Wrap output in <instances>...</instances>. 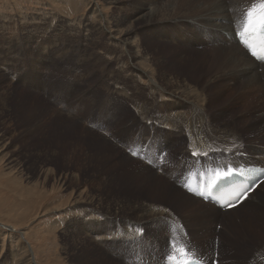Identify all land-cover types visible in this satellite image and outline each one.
<instances>
[{
	"label": "rangeland",
	"instance_id": "obj_1",
	"mask_svg": "<svg viewBox=\"0 0 264 264\" xmlns=\"http://www.w3.org/2000/svg\"><path fill=\"white\" fill-rule=\"evenodd\" d=\"M202 1L201 4L205 2ZM93 2L95 0H0V264H20L19 261L27 256L33 257L36 264H121L114 256L117 251L123 256L122 264H129L130 256L141 244L136 246L120 235L113 237L102 228L101 221L100 225L93 221L107 217L101 212L116 209H120L118 217L121 218L111 222L115 224L119 220L118 226H128L138 233L136 243L143 239L151 245L148 260L157 258L155 264L161 260V255L171 250L166 247L174 249L183 245L189 253L198 249V254H193L198 258L213 260L216 258L214 252L219 250L217 243H221L222 248L217 264H248L254 259L258 263L257 258L264 261V253L260 252L258 257L259 250L264 252V206L255 209L258 205L249 201L241 209L223 216L217 209L201 206L186 195L190 202L178 193L182 200L178 201V208L177 203H173L172 192L171 195L165 192L166 200L162 198L163 192L153 197L152 182L127 185L125 180L118 179L120 172L112 169L116 161L113 157L107 162L98 158L103 152L113 153L116 149L128 154L130 160L135 161L134 165L146 167L151 172L159 168L163 175H156L180 192H185L187 182L190 187L192 181L188 178L197 177L207 160L215 168L229 163L242 165L239 162L245 160L248 163L244 165L264 167V132L260 133L264 118L262 123L257 120L259 114L264 115L263 75L257 78L261 79L262 89L259 86L258 90L253 84L255 93L249 99L242 96L245 92L241 85L229 82L235 92L224 96L244 98V101H234L232 107L238 106L236 111H227L226 105L222 107V93L217 95L211 88L212 83H208L214 80V74L199 69L202 76L196 82L183 62L173 57L165 58L169 56V46L175 44L168 43L164 53L160 49L162 38L169 39L177 35V31H180V38L190 41L192 48L204 50L202 43L199 44L202 41L190 35L185 26L182 29L175 25H166L174 29L173 33L167 32L168 35L158 38L153 21L151 25L139 22L138 26H132L137 30L144 51L163 56L156 66L162 74L152 77L154 87L147 88L146 82L132 83L126 69L130 53L127 56L115 54L116 49L107 44L105 36L88 39L90 32L86 30L96 20L89 5ZM97 2L104 17H131V9L134 10L131 5L139 0H122L121 9ZM261 5L264 0L254 8L259 11ZM100 40L103 45L97 44ZM200 64L207 67L209 61ZM172 74L195 89L207 83L206 103L197 121L198 128L202 127L199 138L204 146L198 152L191 149L190 138L184 133L171 134L156 123L171 111L164 109L173 103L169 102V90L162 80ZM129 97L145 103L152 118L136 116ZM182 111L189 117L191 134L197 137L191 118L195 114L192 104ZM259 154L263 155H260L262 159L258 158ZM179 159L177 163L182 166L177 169L174 165ZM193 159L200 160L203 165L193 170L190 167ZM138 170L135 168L140 172ZM255 194L254 197L264 196V186ZM77 196L82 201L74 203ZM74 198L69 206L67 201ZM88 202H92L90 206ZM149 202L163 204L172 219L194 235V244L177 241L180 233L169 224L170 217L165 221L140 223L130 219L133 214L128 211L129 205ZM55 207L59 211L48 212ZM192 211H197L195 216L187 218ZM252 212L258 216L254 217ZM239 214L240 221L236 217ZM249 218L256 225L247 222ZM207 219H212V225L206 229L204 239L200 232L202 226L194 220ZM242 221L244 226L240 228ZM248 224L254 234L246 229ZM2 225L13 227L15 232ZM197 231L199 237L195 234ZM101 253L109 257L98 260Z\"/></svg>",
	"mask_w": 264,
	"mask_h": 264
},
{
	"label": "bare ground",
	"instance_id": "obj_2",
	"mask_svg": "<svg viewBox=\"0 0 264 264\" xmlns=\"http://www.w3.org/2000/svg\"><path fill=\"white\" fill-rule=\"evenodd\" d=\"M97 1H100V3H104L106 6L112 5V6H116V8L121 9L120 3L122 0H104V1L103 0H95V2L89 4V5H91V7H90L91 13L95 15L94 17L96 18V20H95V23L93 25H89V30H86V31H88V33L90 32L88 39H91L94 37L97 39H100L99 35H101L102 37L105 36L106 37L105 40H107V44L109 46H111L112 48L116 49L115 54L121 53V56L122 55L127 56L130 53L131 58H128L127 62H126L127 63L126 69L128 71V79L130 82L136 83V84H141L142 82H146L147 88L154 87L155 83L153 82L152 77L154 78V74H162V73H159V70L157 69L156 66L159 65L157 62H161L160 60H161V58H163V56L159 55L158 53H153V51L151 53L144 51L143 45L139 42L137 30H136V28L134 29L135 25L138 26L139 22L140 23L145 22V25H151L152 22L155 21V25L157 27H153V28H154V30L156 32V36L158 38H162V37L168 35V34H166L167 32L174 31L173 28L167 27L166 25H175V26L180 27L182 29L185 26L187 28V32L190 35H192L196 39H200L202 41V42H199V44L202 43V45H203L202 49L204 48V50H197V48H192L190 46V41L187 38H185V37H184V39L180 38V36H179L180 31L179 32L177 31L178 37H177V35H173L169 39L162 38V42H160L162 44L160 46V49H163L162 51L164 53L165 48L169 45L168 43L171 42V44H175V45L169 46L170 47L169 51H168L169 56L164 54L166 56L165 58L167 59V57H173L174 60L176 58L178 60V62H180V63L183 62L182 65L187 66L189 68L188 71L190 72V75L196 80V82L200 81L198 79H200V77L202 76V73L200 72L199 69H203V70L207 71L208 73H210L211 75L214 74L213 75L214 80H209L208 83H212L211 88L213 91L216 92L217 95L220 96V94H218V93H220V92L222 93L223 98H224V101H221L223 104L222 107L224 105H226L227 111L228 110L229 111H236V108H238V106L232 107V104L234 103V101L240 102L242 100L244 101L245 97L248 99L252 97L251 94L255 93L253 90V84L255 85V88L257 87V89L259 90V86H261V84H259L261 82H259V81L261 79L258 81L257 78H259L258 76H260V75H263V77H264V60L257 61L254 58L249 56L247 50L240 43V34L245 29V24L248 20V13L254 7H256L259 4L260 0H210L211 3H208L206 0H203L205 2L202 4H201L200 0H143V1L139 0V2L137 4L131 5L134 7V10L131 9L133 11V13L131 14V17L110 15L109 18L106 17V15H105V17L102 16L101 8H100V5ZM131 1H133V0H131ZM189 12L191 13V15H187V13H189ZM259 14H260V10L257 12V15H259ZM120 23H122V26H119ZM133 24H134V27L132 26ZM202 27H205V28H202ZM207 28H209V29H207ZM181 33H182V31H181ZM97 44L103 45L101 40L98 41ZM197 44H198V42H197ZM222 46H226V47H222ZM200 55H204V57L201 58ZM155 56H157V57H155ZM205 60L209 61V64L207 67H204L200 64V63H203ZM186 61H190V64H189V62L187 63ZM175 64H176V62H175ZM174 67H175V65H174ZM180 70H181V68H180ZM229 82L234 83V85L239 84L242 86V88L244 89V92H245V94H242V96L244 97L243 99H240V98L239 99H237V98L233 99L232 96H229V97L224 96V95L228 96L231 93V91L233 93L235 92V90L234 89L232 90V87H230L228 85ZM162 84L166 88H168V90H169V93H168L169 102L173 103V104L164 107L165 110L171 109V111L169 114H167L165 116H161L159 118V120L156 121V123L159 125L161 124L163 126V128L165 130L169 131L171 134L173 133L176 135H180V134L184 133L185 136H188L190 138L191 149L194 152L200 151L201 150L200 148H203L204 144L201 143L203 140H200V138H199V135L201 134V128L202 127L198 128L197 121L200 119V116L202 115L203 106L206 103L205 102L206 99H205L204 95L206 93L205 90H206L207 83L204 82L202 84L201 88L198 87L195 89V88H192L186 80H183V79L180 80L175 74H172V76H170L168 78H166V77L163 78ZM261 89H262V86H261ZM118 91H119V93L123 92L121 89ZM216 99H217V101L219 100V102L221 100V98H216ZM216 99L214 98V100H216ZM128 100H130L136 116H139L143 119L152 118V116L148 115L150 109L147 107V105L145 103L135 101V100L131 99L130 97ZM163 102H165V100ZM188 104H192L193 110L195 112V114L192 115L191 118L194 121V128L198 134L197 137L195 135L191 134V127L192 126L189 122V117L186 116V114L182 111L185 109L186 105H188ZM227 106H229V108ZM239 106L242 107L241 104ZM243 106H245V105H243ZM220 109H222V108H220ZM241 109H243V108H241ZM227 111H225V112L227 113ZM259 116L261 118L259 117L257 120H258V122L262 123L264 115L259 114ZM74 126H75V124H74ZM262 132H264V126L260 130V133H262ZM84 133H86V131ZM98 137H99V135H98ZM95 138H94V140H95ZM99 138H101V136ZM198 141H200V142H198ZM109 142L110 141H108V143ZM109 145H110V143H109ZM113 147H115V145ZM131 147H134V145L132 144ZM111 150H113V149H111ZM185 150H187V149H185ZM102 154L103 155L101 157H98V158L103 162H107L112 157L114 158V160H116V161L113 160L114 164L112 166V169L115 170L116 172L117 171L120 172L118 179H120V180L123 179V181L125 180L127 185H129V183L131 182L135 185L141 186L144 184L145 185L150 184L152 182L151 185L153 186V195H154L153 197H156L157 195L160 196V193L163 192L164 197H162V198L165 199V195H164L165 192H166V195H171L170 192H172V197L174 198V201H175L173 203H177L178 208H179L178 201H180V202L182 201L180 196H179V194H180L182 198H186L188 200L190 198H192L190 200H193L194 202L199 203L201 206L203 204V205H208L212 208L217 209L213 204L208 202V200L201 198L199 195H197L194 192V186H192L191 184H190V187H189L190 189H189L188 188L189 182L186 183L187 188L185 189V192H180V191H178L179 189L177 190L174 185H170L169 183L162 181V179L156 175V174H158V175L162 174V172L159 170V168H157L156 171L153 170L154 172L153 171L151 172L146 167H143L140 165H134L135 161L130 160V158L127 156L128 154L127 155H125L124 153L122 154L116 149L114 150L113 153L103 152ZM192 155L194 157L196 156V154H193V153H192ZM260 155L263 156L262 154H259L258 158L262 159ZM180 160L181 159L175 161L176 164L174 165V167H177V169L182 166L181 164L177 163ZM208 162L209 161L207 160V162L204 163L205 166L203 167L204 169H206L204 171H207L206 174H204L205 176H210L211 174H215L216 172L219 174H223L227 170H230V169L248 172L249 170L253 169V166H256V165H251V164L250 165H244V164L248 163L245 160V161L239 162L242 165H233V164L229 163V164H226L223 166H219V168L217 169L214 166H212L211 163L208 164ZM163 163L165 164V162H163ZM199 165H203V163H201V161L198 159H196V160L193 159L191 164H190V167H192L194 170V169H196V166H199ZM128 166H130V167H128ZM134 167L140 169V170H138L140 172H136ZM190 170H188L187 173H189ZM245 170H247V171H245ZM171 172H174V170H171ZM201 173H203V172H200V174L197 173L198 174L197 177H192L193 178L192 182H194V180H196V179L202 178ZM163 178L166 179V177H163ZM131 179H134L135 181L132 182ZM262 186H264V181L261 182L260 184H258V186L254 189V191L248 192L244 196V198L235 207H233L234 209L231 208L225 212L217 209L220 212V215H221V213H223V216L229 215V214L237 211L238 209H241L242 205L248 203L249 201H252L258 205V206H255V209H259L262 206H264V196L254 197L256 195L255 193L257 192V190L261 189ZM168 190H170V191H168ZM173 192H174V194H173ZM186 195L190 198H188ZM77 198H78V200H75V198H74L72 200L70 199V201H67L69 206H71L73 204V200H75L74 203L82 201L80 196H77ZM67 203H66V205H67ZM91 203L92 202H88L87 206H90ZM251 203H249V204H251ZM251 206L252 205H249V207H251ZM53 211H59L58 207H55V208L49 210L48 212L50 213ZM118 211H120V209L119 210L116 209V210L111 211V212L103 211V212H101V214L107 215V217H104L103 220L101 219L99 221L98 220H93V221L97 222L96 225H100V221H101L102 228H104L106 232H109L110 235H113V237L120 235L125 240H132L136 246H139V243L141 244L140 249L133 256H130V258H129L130 263L129 264H132V263H134V264H155V261L157 258H153L151 261L148 260V257H150L149 255L152 251L151 245H149L143 239H141L140 242L136 243L135 241L139 240L138 239V235H139L138 233H135V231L133 229H130L128 226H123V227L118 226L119 220L115 224H113L111 222L112 219L115 220V218H118V219L121 218V217H118V216H120V214H118ZM128 211L133 214L130 219L133 221H136L138 223L146 222V221L152 222V221H157V220L165 221V220L169 219L168 217H170V219L168 220L169 224L174 225L175 230L178 233H180L179 234L180 236L177 239V241L185 243V244H187L189 242H193V240L196 241L194 239V235L192 236L184 226H182L181 224L178 225L172 219L171 214L168 213V210L161 203L158 204V203H154V202H151V203L149 202V204H147V205L146 204L142 205V203L136 204L135 206L129 205ZM186 212H189V211H186ZM195 212H197V211L190 212V215H187V218L195 216ZM254 212H252V214H254L253 216L254 217H255V215L258 216ZM253 216H252V218H253ZM236 217L239 218V221L242 219V218H240V214L237 215ZM196 218L199 219V216H196ZM256 218H255V220H257ZM253 221L254 220H250V218H249V221L247 220V222H253ZM257 221H259V220H257ZM122 222H124V221H122ZM194 222L198 223L199 225L202 226V230H200V232L202 233V237L205 239L207 237L206 229L209 228L208 226L211 227L212 219H211V221L209 219H207L205 221L200 220L199 222H198V220H194ZM254 224L256 225V222ZM241 225L242 226H240V228H243L244 221L241 222ZM2 226H4L5 228H8V230L11 232L14 231V228L11 226H9V227L6 225H2ZM111 227H113V228L115 227V229L111 230L112 229ZM245 227L247 230H249V232H252L254 234L255 231L253 229H251L249 224H248V226H245ZM245 227H244V229H245ZM249 227L251 230L249 229ZM91 229L94 230L95 228H91ZM222 230H223V228H221V230L219 232L220 234L222 233ZM198 231L195 232V234L199 237ZM101 232H102V230H101ZM106 234H108V233H106ZM23 235L24 234L21 233V235H20V236H22L21 239H23V242L27 248V251L30 253V256H31V252L27 247L28 245H27V242L24 240ZM98 235H96L95 237L97 238ZM220 238L221 237L219 236L218 240L221 242ZM190 244H192V243H190ZM193 244H194V242H193ZM220 244L217 243V245L219 246V248H218L219 250H218V252H214V254H213V257L216 255V259H219V254H220V256L222 255L221 254L222 248H221ZM171 246H173V245H171ZM183 246L182 247H176L175 246L176 248H174V249H172L170 247H166V249L169 248L171 250H169V251L165 252V254L161 255V260L158 262V264H173L174 261L181 259L180 257H182V259H184V260H189V259H197L198 260V256L193 255V254H198V252H196V251H199L198 249H196L195 252H191L192 253L191 254ZM149 247H150V249L148 251ZM181 249H183V253H184L183 255H181V252H180ZM260 252L264 253L263 250L262 251L259 250L258 251V257H260V255H261ZM106 255H108V254H104V256H106ZM173 255H175V256H173ZM104 256L101 253V256L98 258V260H100V259L103 260ZM114 256H116L120 260V263L122 264L123 256L120 254V252H118V251L114 252ZM106 257L108 258L109 256H106ZM32 258L33 257L29 258L28 256L26 258L24 257L19 261V263L20 264H36L35 262L32 261ZM214 258H212L213 260L208 259L209 261L203 260L204 261L203 263L204 264H212V262L215 261ZM142 259H144V261H142ZM210 260H211V262H210ZM257 260H258L257 262L259 264H264V261L260 262V259H258V258H257ZM254 261H256V259L249 262L248 264H258Z\"/></svg>",
	"mask_w": 264,
	"mask_h": 264
},
{
	"label": "snow or ice",
	"instance_id": "obj_3",
	"mask_svg": "<svg viewBox=\"0 0 264 264\" xmlns=\"http://www.w3.org/2000/svg\"><path fill=\"white\" fill-rule=\"evenodd\" d=\"M257 26H264V5L260 6V14L257 15V9L253 8L248 13V20L245 24V32L253 30ZM262 48L261 51L264 52V40H262ZM253 56H257V52L255 50L252 51ZM259 59H264V56H257ZM246 195V194H245ZM235 205H230V207H234ZM181 255H183V249L180 250ZM180 264H184V262H180Z\"/></svg>",
	"mask_w": 264,
	"mask_h": 264
}]
</instances>
